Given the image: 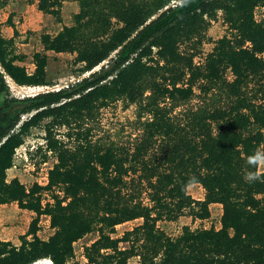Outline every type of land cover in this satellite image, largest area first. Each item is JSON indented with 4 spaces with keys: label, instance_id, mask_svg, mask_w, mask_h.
Listing matches in <instances>:
<instances>
[{
    "label": "trees",
    "instance_id": "16d2710c",
    "mask_svg": "<svg viewBox=\"0 0 264 264\" xmlns=\"http://www.w3.org/2000/svg\"><path fill=\"white\" fill-rule=\"evenodd\" d=\"M63 1L36 0V7L59 19ZM77 1L71 26L41 34L32 73L9 57L10 40L0 34V204L35 213L18 246L0 242V264H65L73 243L93 231L87 264H264V172L248 162L264 151V19L254 18L264 0H182L168 8L173 0ZM218 13L231 34L195 65L191 48L180 47L199 45ZM45 51L75 54L88 75L56 91L10 95L5 76L18 86L46 85ZM195 90L203 101L184 108ZM121 99L137 105L139 134L128 144L93 140L90 121ZM45 119L44 152L56 159L47 183L27 189L7 181L23 137ZM61 127L67 141L56 136ZM248 171L256 178L248 180ZM191 184L202 187V200L187 194ZM55 188L62 196L42 204V193ZM210 204L221 205L217 230L184 227L171 238L157 226L185 213L206 219ZM42 215L53 229L46 240L36 235ZM137 219L140 225L111 236Z\"/></svg>",
    "mask_w": 264,
    "mask_h": 264
},
{
    "label": "rangeland",
    "instance_id": "374dc122",
    "mask_svg": "<svg viewBox=\"0 0 264 264\" xmlns=\"http://www.w3.org/2000/svg\"><path fill=\"white\" fill-rule=\"evenodd\" d=\"M171 5L172 3H169L166 8ZM166 8L158 9L152 18ZM78 11L79 3L77 0H64L59 19H55V17L39 11L36 7V0H0V34L6 40H10L7 48L9 57L14 59L16 65L23 66L28 73H32L34 70L32 55L35 52L43 51L40 43L41 34H56L63 26H71L73 17ZM254 18L257 21L264 19V6L255 8ZM230 34L227 25L222 21V17L218 13L217 18L208 25L199 45L187 43L181 45L180 49L191 48L195 53L193 63L200 65L212 50L214 42L223 36L229 37ZM193 46L196 47L193 48ZM44 53L47 57L45 68L46 85L36 87L18 86L9 77L5 76L6 90H8L10 95L21 98L40 92L56 91L71 86L88 75V72L83 69V64L76 61L75 54L54 53L51 51H45ZM225 77L231 80V73L226 71ZM246 91L250 95L254 94V96H257L259 98L257 99L258 101L262 100L259 92H255V90ZM202 101L203 97L195 90L194 97L184 105V108L196 107ZM205 101L208 102L207 104H212L210 102L213 100L206 99ZM138 113L139 109L136 104L128 103L122 99L101 108L95 115V119L90 121V125L93 127L92 139L103 144L109 142L128 144V142H132L141 129L140 122L137 120ZM23 118H26V116ZM48 122L49 119L39 122L23 137L24 143L16 149L13 165L6 171L7 181L17 178L27 189L34 183L39 185L47 183V172L56 162L53 154L44 152V126ZM55 132L56 136L61 140H68L66 135H64L67 132V128L61 127L56 129ZM72 141L73 136L69 139L68 144H71ZM257 171L264 172V161L258 162ZM187 194L194 200H202L204 190L198 184H191L187 187ZM53 195L62 196L61 189L55 188L52 191H44L42 193V204L52 203ZM142 200L145 204H149L145 194L142 195ZM209 212L210 216L203 220L192 219L185 213L173 221H159L157 226L171 238L180 235L184 227H188L193 231L209 228L219 229L222 214L221 205L210 204ZM33 218H35V213L19 208L14 202L0 204V242H10L18 246L20 237L28 232ZM141 222V219H137L119 224L115 226L114 233L111 236L120 237L125 231L140 225ZM37 228L36 235L42 240H46L53 233L49 218L45 215L39 217ZM97 237L98 233L93 231L73 243V257L65 264H87L84 257V247L92 243ZM119 246L125 245L120 244ZM43 260L33 264H39L38 262H42L41 264L48 263L47 260L46 263ZM128 264H139L138 259L131 258Z\"/></svg>",
    "mask_w": 264,
    "mask_h": 264
},
{
    "label": "clouds",
    "instance_id": "9594fccd",
    "mask_svg": "<svg viewBox=\"0 0 264 264\" xmlns=\"http://www.w3.org/2000/svg\"><path fill=\"white\" fill-rule=\"evenodd\" d=\"M259 161H264V151L257 150L248 156V162L250 164H255ZM246 178L248 180H253L256 177L252 171H248L246 174Z\"/></svg>",
    "mask_w": 264,
    "mask_h": 264
},
{
    "label": "built area",
    "instance_id": "2783aa9c",
    "mask_svg": "<svg viewBox=\"0 0 264 264\" xmlns=\"http://www.w3.org/2000/svg\"><path fill=\"white\" fill-rule=\"evenodd\" d=\"M181 1L182 0H173L171 3H172V5L171 6H175V5H180L181 4ZM24 117V116H23ZM22 117V118H23ZM48 262H49V264H51V261L50 260H47ZM43 262H45L46 263V260H43ZM39 264H41L42 262H38ZM48 264V263H47Z\"/></svg>",
    "mask_w": 264,
    "mask_h": 264
},
{
    "label": "water",
    "instance_id": "95a60500",
    "mask_svg": "<svg viewBox=\"0 0 264 264\" xmlns=\"http://www.w3.org/2000/svg\"><path fill=\"white\" fill-rule=\"evenodd\" d=\"M96 69H98V67H97V68H95V70H96Z\"/></svg>",
    "mask_w": 264,
    "mask_h": 264
},
{
    "label": "bare ground",
    "instance_id": "6f19581e",
    "mask_svg": "<svg viewBox=\"0 0 264 264\" xmlns=\"http://www.w3.org/2000/svg\"><path fill=\"white\" fill-rule=\"evenodd\" d=\"M49 263V262H48Z\"/></svg>",
    "mask_w": 264,
    "mask_h": 264
}]
</instances>
